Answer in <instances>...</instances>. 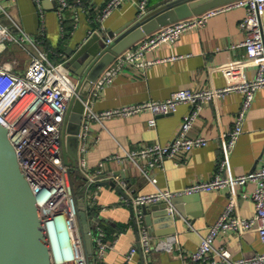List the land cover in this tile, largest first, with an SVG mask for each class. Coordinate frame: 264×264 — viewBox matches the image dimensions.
Returning a JSON list of instances; mask_svg holds the SVG:
<instances>
[{"label": "crops", "instance_id": "0c3cea01", "mask_svg": "<svg viewBox=\"0 0 264 264\" xmlns=\"http://www.w3.org/2000/svg\"><path fill=\"white\" fill-rule=\"evenodd\" d=\"M106 1L85 0L82 5H77L74 0H69V6L60 16L55 0H41L42 15L34 0H0L9 13L5 14L0 7V22L15 31V20L30 37L39 41L52 60L62 61L69 47H75L94 33L107 39L111 32L126 30L143 18L138 16L137 3L140 0H127L98 24L94 18ZM169 1L149 0L146 14L153 15ZM245 16V7L228 9L209 17L203 26L185 30L175 42L160 44L146 53V59L155 61L152 65H128L112 83L99 89L96 95L92 88L88 96L92 98L94 110L101 112L143 101L163 100L178 89L220 88L254 78L256 67L243 62L246 49L241 43L246 33L240 24ZM262 20L264 30V15ZM65 28L70 30L67 39ZM140 40L122 52L136 46ZM58 48L63 50L57 51ZM11 53L18 58L17 70H24L28 66L29 55L17 45L10 46L5 52L6 56ZM243 97V93L232 91L205 103L188 135L206 137L209 143L175 158H165L161 165L151 166L149 158L137 157L133 160L125 155L128 151L147 145H166L173 141L192 104L182 103L177 111L170 114L154 116L151 112H144L113 116L102 122L91 121L87 137L80 138L79 143V150L86 158L89 169L94 171L100 162L112 155L125 156L122 162L116 159L105 162V179L102 181L119 185L126 196L111 184L88 186L86 181L83 196L77 197L84 204L88 216L95 218L93 224L96 227L101 223L109 227L106 241L112 247L106 250L102 259L104 264H194L190 253L198 249L202 236L222 215L232 193L237 199V214L244 218L254 216L252 192L256 184L253 181L192 194L182 193L186 187L211 180L217 174L236 177L259 169L264 164L263 87L256 92L253 105L246 114L243 130L229 152L228 164L222 167L225 148ZM153 117L155 125L150 124ZM153 177L156 183L151 181ZM160 190L175 194L171 199L173 210L168 209L169 202L165 200L157 203L167 204L168 215L153 216L150 225L139 223L138 238L130 206L134 205L137 196ZM179 196L185 199L174 202V198ZM93 206L97 208L96 215L90 214L89 209ZM143 228L147 229L151 239V251H146L141 244ZM172 235L178 238L172 251L154 248L161 239ZM215 245L229 249L235 259L264 251V243L255 229L242 235L231 229L223 231L217 236ZM132 247H136L137 251L128 261L127 254Z\"/></svg>", "mask_w": 264, "mask_h": 264}, {"label": "built area", "instance_id": "2783aa9c", "mask_svg": "<svg viewBox=\"0 0 264 264\" xmlns=\"http://www.w3.org/2000/svg\"><path fill=\"white\" fill-rule=\"evenodd\" d=\"M10 1L16 2L17 0ZM34 1L42 15L41 0ZM57 1L58 14L62 16L70 2L69 0ZM125 1L127 0H107L94 20L101 24ZM74 2L77 5H82L84 0H74ZM148 2L149 0H140L137 3L139 18L146 14ZM0 7L5 14L9 15L4 6L0 4ZM235 7L246 8V16L240 24L246 33L241 45L246 49V58L243 62L254 65L257 69L254 78L227 84L220 88L178 89L163 100L143 101L101 112L94 110L92 98L88 96L84 101L85 109L79 137H87L90 123L93 120L102 122L113 116H128L144 112H151L154 116L170 114L177 111L180 104L190 103L192 109L189 114L184 116L179 133L173 141L166 145L160 143L147 145L135 151H128L125 155L133 160L137 157L149 158L151 166L161 165L165 158H175L181 153L190 152L195 147L207 145L208 138L188 135L200 110L205 103L215 101L229 92L237 91L243 93L244 97L235 117V126L230 133V140L225 148V158L222 160V167L228 164L229 152L243 130L246 114L253 105L256 92L264 87L262 20L264 0H235L209 9L200 15L181 19L157 29L142 38L136 46L117 54L92 87L95 89L93 91L96 95L99 89L112 83L128 65L137 67L152 65L155 61L146 59V53L164 42H175L185 30L203 26L209 17ZM13 28L18 34L11 27L0 22V123L7 128L21 169L34 190L48 234L51 231L57 241L58 249L54 253L53 264H89L78 221L79 200L73 184L71 165L64 159L63 143V132L71 103L79 96V81H76L66 71L64 60H52L39 41L30 37L15 20H13ZM106 41L111 43L112 38L108 37ZM12 45L19 46L30 57L28 66L24 70H17L19 61L15 55L11 53L6 56L5 54ZM155 123V118H151L150 124L155 125ZM125 156L112 155L106 161L116 159L122 162L125 160ZM106 161L100 162L93 171L89 169L86 158L79 150L76 164L84 173L88 186L105 179ZM150 179L153 183L157 181L154 177ZM245 181H253L256 184L252 192L255 204L254 216L244 218L237 214V199L232 193L222 215L210 227L209 232L202 236L198 249L190 253L194 264H264V251L235 259L229 249L215 245L217 236L229 229L240 235L255 229L264 243V164L259 169L236 177L217 174L211 180L199 181L186 187L182 193L192 194L224 185L233 187V185ZM174 195L171 191L160 190L156 193L137 196L133 206L138 224L143 222L141 206L157 204L165 200L169 202L168 209L172 211L174 204L171 199ZM143 229L141 244L146 251H151L153 249L151 239L147 229ZM60 236L65 238L64 243H61ZM91 236L94 249L92 262L94 264L95 260H102L106 250L112 246L106 241V232L99 225L96 230H91ZM176 242H178L177 236L172 235L161 239L154 245V248L172 251ZM136 251V247L131 248L127 254L128 261L132 260Z\"/></svg>", "mask_w": 264, "mask_h": 264}, {"label": "water", "instance_id": "95a60500", "mask_svg": "<svg viewBox=\"0 0 264 264\" xmlns=\"http://www.w3.org/2000/svg\"><path fill=\"white\" fill-rule=\"evenodd\" d=\"M232 1L235 0H171L153 15H144L128 29H122L118 33L111 32V43H107L106 38L99 33H94L75 47H69L64 57V68L79 81V96L71 103L63 132L66 163L69 162V158L73 162H77L79 158V134L85 109L84 101L94 82L117 54L165 25L200 15ZM55 5L58 6L57 0ZM108 184L115 186L123 196H126L123 188L114 182L106 180L96 185ZM183 199L184 196H179L173 201L177 203ZM130 210L139 238L133 205L130 206ZM141 214L142 221L150 225L153 216L168 215L167 204H145L141 206ZM171 216L173 215H169ZM78 221L86 257L89 264H93L91 230L96 226L93 224V216H88L82 201H78ZM53 256L54 251L37 197L21 169L8 130L0 123V264H53Z\"/></svg>", "mask_w": 264, "mask_h": 264}, {"label": "trees", "instance_id": "16d2710c", "mask_svg": "<svg viewBox=\"0 0 264 264\" xmlns=\"http://www.w3.org/2000/svg\"><path fill=\"white\" fill-rule=\"evenodd\" d=\"M85 1V0H84ZM149 4V2H148ZM66 33H65V39L68 38L69 36V29L65 28ZM63 50L62 48H58L57 51ZM65 159V157H64ZM66 162V161H65ZM69 165H71V174H72V179H73V184H74V188H75V192L78 198H80L81 196H83L84 192H85V184H86V177L85 175L80 172V170L77 167L76 162H73L70 158H69ZM90 210V214L91 215H96L97 214V208L96 206L91 207ZM100 226L105 230L106 232V236L105 239L109 236V227L107 226V224H100ZM125 228V226H124ZM94 264H104L102 260H95Z\"/></svg>", "mask_w": 264, "mask_h": 264}, {"label": "bare ground", "instance_id": "6f19581e", "mask_svg": "<svg viewBox=\"0 0 264 264\" xmlns=\"http://www.w3.org/2000/svg\"><path fill=\"white\" fill-rule=\"evenodd\" d=\"M49 237H50V240H51V244H52L53 251H54V253H56V250L58 249V247H57V241H56V239L53 236V234H52L51 231H49ZM60 239H61V243H64L65 242V238L63 236H60Z\"/></svg>", "mask_w": 264, "mask_h": 264}]
</instances>
